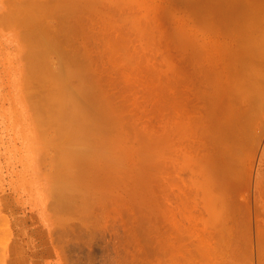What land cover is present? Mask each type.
<instances>
[{"label": "rangeland", "instance_id": "374dc122", "mask_svg": "<svg viewBox=\"0 0 264 264\" xmlns=\"http://www.w3.org/2000/svg\"><path fill=\"white\" fill-rule=\"evenodd\" d=\"M74 1L0 0V264H264V4Z\"/></svg>", "mask_w": 264, "mask_h": 264}, {"label": "bare ground", "instance_id": "6f19581e", "mask_svg": "<svg viewBox=\"0 0 264 264\" xmlns=\"http://www.w3.org/2000/svg\"><path fill=\"white\" fill-rule=\"evenodd\" d=\"M74 1V0H73ZM116 1V0H115ZM119 1V0H118ZM240 1V0H239ZM242 1V0H241ZM245 1V0H244ZM257 1V0H256ZM259 2H256V4H258V3H260L261 5L262 4H264V1L261 3L260 2V0H258ZM42 2V1H41ZM56 2V1H55ZM60 2V1H59ZM63 2H65V1H63ZM126 2V1H125ZM233 2V1H232ZM232 2H229V4L230 3H232ZM74 3H75V1H74ZM76 3H77V1H76ZM117 3H119V2H117ZM238 3V2H237ZM244 3V2H243ZM246 3V2H245ZM72 4V3H71ZM136 4V3H135ZM134 4V5H135ZM255 4V3H254ZM255 4V5H256ZM260 4L258 5V6H260ZM54 5V4H53ZM61 5V4H60ZM119 5V4H118ZM122 5V4H121ZM232 5H234V4H232ZM239 5V4H238ZM253 5V4H252ZM39 6V5H38ZM40 6H43V5H40ZM39 6V7H40ZM63 6V5H62ZM68 6V5H67ZM74 6V5H73ZM235 6V5H234ZM247 6V5H246ZM77 7V6H76ZM130 7V6H129ZM220 7V6H219ZM230 7V6H229ZM237 7V6H236ZM45 7L43 6V9H44ZM42 9V8H41ZM42 9V10H43ZM56 9V8H55ZM61 9V8H60ZM105 9V8H104ZM120 9H123V7L122 8H120ZM235 9V8H234ZM245 9V8H244ZM45 10H47V9H45ZM73 10V9H72ZM132 10V9H131ZM134 10V9H133ZM232 10V9H231ZM236 10V9H235ZM247 11V10H246ZM42 12V11H41ZM68 12V11H67ZM116 12V11H115ZM124 12V11H123ZM44 13H46V12H44ZM99 13V12H98ZM122 13V12H121ZM232 13V12H231ZM245 13V12H244ZM126 14V13H125ZM234 14H235V12H234ZM238 14V13H237ZM248 14V13H247ZM61 15H63V14H61ZM66 15H67V13H66ZM123 15V14H122ZM97 16V15H96ZM33 17H36V16H34L33 15ZM42 17V16H41ZM46 17V16H45ZM48 17V16H47ZM59 17V16H58ZM71 17V16H70ZM89 17V16H88ZM104 17V16H103ZM63 18V17H62ZM68 17H66V19H67ZM93 18H95V17H93ZM38 19V18H37ZM110 19V18H109ZM113 19V18H112ZM150 19V18H149ZM153 19V18H152ZM39 20V19H38ZM44 20V19H43ZM59 20V19H58ZM71 20V19H70ZM133 21H134V19H132ZM135 20H137V19H135ZM82 21V20H81ZM97 21V20H96ZM118 21V20H117ZM138 21V20H137ZM136 21V22H137ZM249 21V20H248ZM61 22V21H60ZM64 22H65V19H64ZM112 22V21H111ZM114 22V21H113ZM116 22V21H115ZM114 22V23H115ZM126 22H128L129 23V21H126ZM146 22H148V21H146ZM247 22V21H246ZM45 23V22H44ZM62 23H63V21H62ZM125 23V22H124ZM82 24V23H81ZM86 24V23H85ZM113 24V23H112ZM247 24V23H246ZM94 25V24H93ZM109 25V24H108ZM82 26V25H81ZM85 26V25H84ZM126 26V25H125ZM128 27V26H127ZM67 28V27H66ZM70 28V27H69ZM68 28V29H69ZM76 28H77V26H76ZM132 28V27H131ZM143 28V27H142ZM42 29V28H41ZM72 29V28H71ZM79 29V28H78ZM117 29V28H116ZM122 29V28H121ZM138 30V29H137ZM43 31V30H42ZM53 31H55V30H53ZM53 31H51V32H53ZM74 31H76V30H74ZM83 31V30H82ZM86 31V30H85ZM58 32V31H57ZM79 32V31H78ZM98 32V31H97ZM162 32V31H161ZM166 32V31H165ZM59 33V32H58ZM70 33H72V32H70ZM76 33V32H75ZM82 33H85V32H82ZM102 33V32H101ZM110 33H111V31H110ZM143 33V32H142ZM56 34V33H55ZM81 34V33H80ZM107 34V33H106ZM167 34V33H166ZM98 35V34H97ZM134 35V34H133ZM51 36V35H50ZM68 36V35H67ZM100 36V35H99ZM98 36V37H99ZM110 36V35H109ZM116 36V35H115ZM69 37H72V36H69ZM74 37V36H73ZM111 37V36H110ZM140 37V36H139ZM67 39H68V37H66ZM65 38V39H66ZM96 38V37H95ZM95 38H92L93 40L95 39ZM100 39V38H99ZM112 39V38H111ZM116 39H118L117 38V36H116ZM128 39V38H127ZM153 39V38H152ZM53 40V39H52ZM60 40V39H59ZM169 40V39H168ZM216 40V39H215ZM55 41H56V39H55ZM71 41V40H70ZM108 41V40H107ZM113 41V40H112ZM123 41V40H122ZM66 42V41H65ZM155 42V41H154ZM55 43V42H54ZM68 43H69V41H68ZM73 43H75V42H73ZM72 43V44H73ZM85 43V42H84ZM101 43V42H100ZM108 43V42H107ZM124 43V42H123ZM57 44V43H56ZM105 44V43H104ZM111 44H113V43H111ZM117 45V44H116ZM119 45V44H118ZM43 46V45H42ZM70 46V45H69ZM174 46V45H173ZM212 46V45H211ZM91 47V46H90ZM105 47V46H104ZM123 47V46H122ZM134 47V46H133ZM142 47V46H141ZM167 47V46H166ZM207 47H208V45H207ZM210 47V46H209ZM80 48V47H79ZM93 48V47H92ZM124 48H125V46H124ZM159 48V47H158ZM168 48V47H167ZM104 49V48H103ZM110 49V48H109ZM127 49V48H126ZM176 49V48H175ZM174 50V49H173ZM203 50V49H202ZM140 51V50H139ZM206 51H208V50H206ZM102 52H104V51H102ZM154 52V51H153ZM205 52V51H204ZM91 53V52H90ZM89 53V54H90ZM107 53H108V50H107ZM146 53V52H145ZM156 53V52H155ZM83 54V53H82ZM100 54V53H99ZM105 54V53H104ZM109 54V53H108ZM111 54H112V52H111ZM115 54V53H114ZM113 54V55H114ZM123 54V53H122ZM139 54V53H138ZM170 54V53H169ZM126 55V54H125ZM130 55V54H129ZM141 55V54H140ZM146 55V54H145ZM84 56V55H83ZM103 56V55H102ZM110 56V55H109ZM112 56V55H111ZM115 56V55H114ZM131 56V55H130ZM118 57V59H119V55L118 56H116V58ZM120 57H122V56H120ZM124 57V56H123ZM129 57V56H128ZM135 57V56H134ZM145 57V56H144ZM147 57V56H146ZM172 57V56H171ZM113 58V57H112ZM133 58V57H132ZM143 58V57H142ZM90 59H91V57H90ZM89 59V60H90ZM127 59V58H126ZM126 59H125V61H126ZM120 60V59H119ZM122 60V59H121ZM124 60V59H123ZM167 60V59H166ZM132 61H134V60H132ZM131 61V62H132ZM111 62V61H110ZM134 62H136V61H134ZM147 62V61H146ZM190 62V61H189ZM192 62V61H191ZM130 63V62H129ZM149 63V62H148ZM159 63V62H158ZM171 63V62H170ZM193 63V62H192ZM135 64V63H134ZM137 64V63H136ZM155 65V64H154ZM189 65V64H188ZM136 66V65H135ZM113 67H115V66H113ZM177 67V66H176ZM156 68H157V66H156ZM170 68V67H169ZM117 70V69H116ZM153 70V69H152ZM161 71V70H160ZM172 71V70H171ZM174 71V70H173ZM150 72V71H149ZM156 73V72H155ZM149 75V74H148ZM162 75V74H161ZM165 75V74H164ZM154 76V75H153ZM193 76V75H192ZM188 77H189V75H188ZM153 78V77H152ZM155 78V77H154ZM157 78V77H156ZM162 78V77H161ZM158 79V78H157ZM170 79V78H169ZM189 79V78H188ZM151 80V79H150ZM163 81V80H162ZM162 81H161V83H162ZM166 81H168V79L166 80ZM158 82H159V80H158ZM180 82V81H179ZM160 83V82H159ZM160 86H161V84H160ZM157 87V86H156ZM162 88H164V87H162ZM169 88V87H168ZM166 89V88H165ZM185 89V88H184ZM171 90V89H170ZM179 90V89H178ZM82 91V90H81ZM172 91V90H171ZM195 91V90H194ZM181 92H182V90H181ZM73 93V92H72ZM177 93V92H176ZM75 94V93H74ZM167 94V93H166ZM165 95V94H164ZM171 95H173V94H171ZM187 95V94H186ZM72 96V95H71ZM71 96H69V98L71 97ZM204 97V96H203ZM68 98V96H67V100L69 99ZM170 98V97H169ZM186 98V97H185ZM205 98V97H204ZM171 99V98H170ZM73 100L74 99H70V101H67L66 103H67V105L69 104V105H71L72 103H70V102H73ZM186 100V99H185ZM199 101V100H198ZM201 101V100H200ZM78 102L76 101V104H77ZM204 103V102H203ZM74 104V103H73ZM192 105V104H191ZM203 105V104H202ZM173 106V105H172ZM67 107V106H66ZM175 107V106H174ZM195 107V106H194ZM72 109V105H71V108H70V110ZM74 109V108H73ZM200 109V108H199ZM203 108H201V110H202ZM76 110V109H75ZM79 110H80V108H79ZM160 110V109H159ZM181 110V109H180ZM91 111H94V110H91ZM90 111V112H91ZM198 111V110H197ZM73 112V111H72ZM203 112H204V110H203ZM200 113V112H199ZM206 113V112H205ZM50 114V113H49ZM72 114H74V113H72ZM89 114V113H88ZM160 114V113H159ZM201 114V113H200ZM203 114V113H202ZM91 115H94V112H93V114H91ZM188 115V114H187ZM197 115V114H196ZM51 116V115H50ZM158 116V115H157ZM181 116H182V114H181ZM189 116V115H188ZM192 116V115H191ZM185 119V118H184ZM195 119V118H194ZM197 120V119H196ZM198 120H199V118H198ZM203 120H204V117H203ZM46 121V120H45ZM49 123V121H46V123ZM171 122V121H170ZM194 123V122H193ZM79 124H81V123H79ZM178 124V123H177ZM74 125V124H73ZM170 125V124H169ZM86 126V125H85ZM89 126V125H88ZM173 126H174V124H173ZM90 127V126H89ZM181 127H183V126H181ZM206 127V126H205ZM204 128V127H203ZM73 129H75V128H72V130ZM84 129H86V128H84ZM68 130V129H67ZM70 131H71V129H69ZM202 130V129H201ZM89 130H87V132H88ZM199 131H200V129H199ZM75 133H76V131H74ZM95 132V131H94ZM93 132V133H94ZM67 133V132H66ZM184 133V132H183ZM188 133V132H187ZM69 134H71V133H69V131H68V136H69ZM88 134H89V132H88ZM175 134V133H174ZM186 134V133H185ZM189 134V133H188ZM200 134V133H199ZM207 134V133H206ZM72 135V134H71ZM77 135V134H76ZM184 135V134H183ZM201 135H202V131H201ZM200 135V136H201ZM209 135V134H208ZM175 136V135H174ZM200 136H198V137H200ZM70 137H72V136H70ZM74 138H75V136H73ZM79 137V136H78ZM81 137V136H80ZM92 137H93V135H92ZM91 136H90V140H91V138H92ZM213 137V136H212ZM69 138V137H68ZM183 138V137H182ZM87 139L89 140V138L87 137ZM189 139V138H188ZM70 140V139H69ZM79 140V139H78ZM77 140V141H78ZM186 140V139H185ZM198 140V139H197ZM71 141V140H70ZM73 141H74V139H73ZM186 141H192V139L191 140H186ZM208 141V140H207ZM176 142H178V141H176ZM184 142V141H183ZM203 142V141H202ZM190 144V143H189ZM200 144V143H199ZM180 145V144H179ZM192 146V145H191ZM197 146V145H196ZM155 147V146H154ZM193 148V147H192ZM196 148V147H195ZM199 149V148H198ZM182 151V150H181ZM193 151V150H192ZM202 151V150H201ZM186 153V152H185ZM189 155V154H188ZM138 158V157H137ZM85 160V159H84ZM84 160H82V161H84ZM86 162V161H85ZM121 162V161H120ZM66 165H68V164H66ZM121 166V165H120ZM67 167V166H66ZM69 168V167H68ZM176 168V167H175ZM174 168V169H175ZM178 168V167H177ZM70 169H71V165H70ZM68 170V169H67ZM138 170V169H137ZM184 170V169H183ZM72 171V170H71ZM146 172V171H145ZM150 173V172H149ZM153 173V172H152ZM67 174V173H66ZM70 174V173H69ZM68 174V175H69ZM67 175V176H68ZM71 176V175H70ZM100 178V177H99ZM85 181H87V180H85ZM91 181H92V179H91ZM191 182V181H190ZM69 184V183H68ZM88 184V183H87ZM89 184H90V182H89ZM93 184V183H92ZM91 184V185H92ZM90 185V186H91ZM192 185V184H191ZM87 187H89V186H87ZM70 192V191H69ZM180 192V191H179ZM189 192V191H188ZM161 194H163V193H161ZM166 194V193H165ZM185 194V193H184ZM173 195V194H172ZM162 196V195H161ZM167 196V195H166ZM184 196V195H183ZM177 197V196H176ZM182 197V196H181ZM185 197V196H184ZM173 198V197H172ZM184 199H187V197L186 198H184ZM182 200H183V198H182ZM192 200V199H191ZM153 201V200H152ZM163 202V201H162ZM173 202V201H172ZM156 203V202H155ZM152 204V203H151ZM180 204V203H179ZM182 204V203H181ZM164 205V204H163ZM160 206H161V204H160ZM168 209V208H167ZM162 211V210H161ZM169 214V213H168ZM173 215V214H172ZM178 215V214H177ZM183 215H185V214H183ZM171 216V215H170ZM176 217V216H175ZM171 218V217H170ZM189 218V217H188ZM177 220V219H176ZM182 220V219H181ZM186 220V219H185ZM180 221V220H179ZM179 223V222H178ZM175 224V223H174ZM182 225V224H181ZM175 227V226H174ZM178 228H180V227H178ZM184 228V227H183ZM192 230V229H191ZM157 231V230H156ZM187 231V230H186ZM183 234V233H182ZM180 235H181V233H180ZM182 236V235H181ZM170 240V239H169ZM180 240V239H179ZM183 240V239H182ZM173 242V241H172ZM177 242V241H176ZM186 242V241H185ZM185 245V244H184ZM176 247V246H175ZM177 248V247H176ZM182 249V248H181ZM211 252V251H210ZM216 252V251H215ZM208 253V252H207ZM174 255V254H173ZM213 255H214V252H213ZM215 256V255H214ZM172 257V256H171ZM187 261V260H186Z\"/></svg>", "mask_w": 264, "mask_h": 264}]
</instances>
